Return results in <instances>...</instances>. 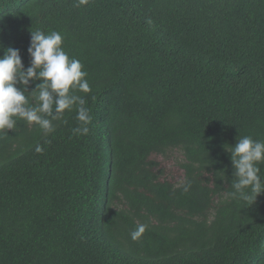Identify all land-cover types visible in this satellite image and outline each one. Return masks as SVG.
Masks as SVG:
<instances>
[{"label": "trees", "instance_id": "1", "mask_svg": "<svg viewBox=\"0 0 264 264\" xmlns=\"http://www.w3.org/2000/svg\"><path fill=\"white\" fill-rule=\"evenodd\" d=\"M35 30L82 63L92 122L0 130V264H264V193L228 195L223 148L264 140V0H0V55L28 67Z\"/></svg>", "mask_w": 264, "mask_h": 264}, {"label": "clouds", "instance_id": "2", "mask_svg": "<svg viewBox=\"0 0 264 264\" xmlns=\"http://www.w3.org/2000/svg\"><path fill=\"white\" fill-rule=\"evenodd\" d=\"M86 3L88 0H79L80 5ZM62 42L63 37L57 31H31L27 49L30 65L26 68L19 49H2L0 130H13L17 119H20L29 125H37L47 134L54 129L53 121L62 119L66 110L75 108L78 125L72 129V134L80 137L89 133L91 110L86 106L84 97L78 94L91 91L86 79L88 73L82 70L80 60L69 57ZM30 84L35 85L31 91ZM223 148L230 154L234 177L231 183L233 191L228 195L251 206L264 193V179L260 168L264 165V140L242 136L234 145L225 144ZM42 150L40 145L35 148L38 153ZM146 227L145 224H137L130 233L131 239H139Z\"/></svg>", "mask_w": 264, "mask_h": 264}, {"label": "rangeland", "instance_id": "3", "mask_svg": "<svg viewBox=\"0 0 264 264\" xmlns=\"http://www.w3.org/2000/svg\"><path fill=\"white\" fill-rule=\"evenodd\" d=\"M177 157V153H172L168 159H162L160 157L155 158L159 162V168L164 172L163 178L168 181H176L182 175V171L175 167L174 159Z\"/></svg>", "mask_w": 264, "mask_h": 264}]
</instances>
